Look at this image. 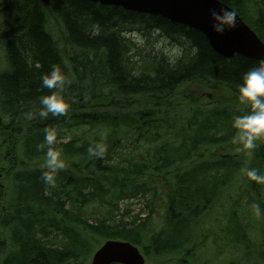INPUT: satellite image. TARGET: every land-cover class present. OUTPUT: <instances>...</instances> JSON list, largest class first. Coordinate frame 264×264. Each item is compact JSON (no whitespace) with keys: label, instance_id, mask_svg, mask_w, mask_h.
<instances>
[{"label":"trees","instance_id":"obj_1","mask_svg":"<svg viewBox=\"0 0 264 264\" xmlns=\"http://www.w3.org/2000/svg\"><path fill=\"white\" fill-rule=\"evenodd\" d=\"M247 1L222 3L264 42V0L254 2L255 15H250ZM51 24L57 39L50 32ZM134 31L144 37L157 34L179 45L181 56L170 61L148 41L147 48L138 47L126 37ZM258 63L240 56L223 58L201 33L163 18L84 0H51L48 5L37 0H0V139L8 138V145L2 142L6 149L0 147V157L12 165L8 175L16 183L12 212L5 210L0 219V230L10 244L4 243L0 264H85L93 243L102 239L142 247L149 259L160 260L158 264L197 263L199 247L193 237L199 234V240H205L200 231L203 215L241 168L229 155L202 161L200 149L219 146L235 129L217 137L212 120L199 118L196 110L178 138L167 109L174 107L169 105L177 91L187 93L192 86L237 96L242 76ZM52 65H59L71 81L63 91L71 107L63 116L49 114L41 119L37 115L29 120L24 113L37 112L39 97L54 91L42 88L40 80ZM220 114L224 113H215L213 120L225 125L227 116L223 120ZM46 128L55 129L56 140L69 136L51 145L61 150L66 164L56 173L55 186L44 183L46 169L40 167L48 145L37 146L44 143ZM130 134L135 136L129 142L133 146L151 147L158 138H166L167 143L151 155L147 151L146 158L129 160L119 150L125 148L122 144H127ZM95 143L104 145L102 157L89 156L87 149ZM260 150L257 162L262 164ZM155 177L168 188L164 225L145 241L142 232L154 207L147 203L145 218L137 214L124 222L128 210L116 221L117 203L154 192ZM90 219L96 224L88 223ZM213 228L212 238L222 249L242 246L240 257L227 264H241L243 258L251 262L254 246L237 219L228 220L224 230ZM257 254L250 264L263 262L264 252Z\"/></svg>","mask_w":264,"mask_h":264},{"label":"rangeland","instance_id":"obj_2","mask_svg":"<svg viewBox=\"0 0 264 264\" xmlns=\"http://www.w3.org/2000/svg\"><path fill=\"white\" fill-rule=\"evenodd\" d=\"M255 1L257 2V0H248L246 2V5L250 9V15H255V13L257 12V8L254 4ZM50 29L52 35L57 39L58 34L57 32H55L56 27L51 24ZM126 37H129L140 48H147L145 47V45H147L148 41L152 46L151 48H153L155 52L164 55L170 61H175L182 54V50L179 45L173 44L163 37H158L157 34H152L151 36L144 37L139 32L134 31L126 34ZM144 38L146 41L144 40ZM4 60V57H1V61L4 62ZM205 93L212 94L213 96L206 95ZM183 98L187 99L186 101L189 103L183 102ZM169 106L174 107L167 109V117L170 123H172V125L174 126V133H178V138H181L183 136V132H180V130H183L187 123V119L191 117L192 113H195L196 110L198 114H200L199 118H209L212 120L211 123L215 125L214 129L217 132V137H224L227 132L232 131L233 118L237 115L246 114L250 110L247 105L240 104L237 100V96H233V94L230 92L218 89L211 91L198 86L190 87L188 89V92L183 94L182 91L181 93L180 91H177L172 96L171 104ZM244 106H246V110L242 111ZM215 113L226 114H220L223 117V120L225 118L224 116H227L225 125H222L216 122V120H213ZM162 131H165L164 127ZM235 132L233 134L232 132H229L227 134V139H225V142L219 144V146H222L221 150L218 149L219 146H205L204 148L200 149V152L203 155V159H201L202 161H216L218 160L220 155H229L231 157H234L236 161L240 162L241 168L236 175L230 177V182L227 189L218 192L220 194L215 200H213L212 204L210 205L211 209H209L207 213L203 215V221L201 223L200 231L202 233L201 238L205 237V240H199V234L193 237L195 243L199 247L195 253V256H197V263L195 264H227L229 260L234 261L235 257H240V249L242 246L232 245L229 248L225 247L222 249L221 244L215 243L214 238H212V228L219 227L221 230H224V225L228 220L232 222L237 219L238 222L241 223L245 228V236L249 239L250 244L254 246L251 251L253 252L252 256L250 257L251 262L256 260L257 255H259L257 253H261V251L264 252V185L260 184L258 188H255V192L259 194L258 196H256L248 186V182L250 179L247 178L245 173V169L247 168H256L260 173L264 174V163L261 164L257 162V150L262 145L264 146V137L257 139L255 141V147L249 150L244 148L242 145L232 143V137ZM68 137L69 136H66V138L64 139H62L63 137H61L60 140L54 139V142L58 144L62 141H66ZM127 138V144H122L125 146V148H121L119 152L122 154V158L128 157L130 158L129 160H138V158L140 157L146 158L147 151H150L151 155L155 149H159L160 145L162 146L164 143H167L166 138H163L162 140L158 138L151 147H148L147 145L142 143L138 146H133L132 144H129V142L132 143L135 139V136L130 134ZM5 139L8 138L0 139V147L4 149L6 148L4 143L2 142H5ZM5 143L8 145L7 142ZM262 149L264 157V147ZM248 151L252 152L251 156L246 155ZM1 159L3 158L0 157V217L3 215V212L5 210H9L10 207L14 206L16 199V189L14 188L16 183L15 181H12L11 177L8 175L9 169L12 167V165H9L7 162ZM255 161L257 163H255ZM253 162L254 164L251 165ZM154 180L157 183L155 185L154 192L152 191V193H147L145 195L140 194L134 198H130L131 200L122 199L118 201V210L115 216L116 221H119L121 219V215L127 209L128 214L124 216L123 220L124 222H128L134 215H136L138 211L143 212L144 215H147L149 213V209L146 208V203H149L150 207H154V213L151 217V221L146 224V227L142 232L145 241L146 238H149L151 235L156 234L164 225L163 209L167 203L168 188L163 180L158 179L157 177H155ZM171 184L174 185V181H171ZM255 184L258 183L255 182ZM236 200L238 202V207L235 206ZM254 204L260 205L261 211L259 215L256 214V210L252 207ZM88 209L93 211V206L88 205ZM9 212L12 211L9 210L8 213ZM94 217L95 216H93V218ZM88 223L93 225L96 224L93 219H90ZM208 235L210 236L209 238L207 237ZM105 241H107V239H102L96 244L93 243V251H91V255ZM225 241L228 242L227 240ZM3 243H7L10 247L8 236L0 230V249ZM139 250L145 257V264H158L157 261H160L159 259H149L145 255L144 249H142V247H140ZM91 255L87 260H85V264H90ZM2 258L3 256L0 251V262ZM188 262L191 261L189 260ZM251 262H249L248 264H250ZM241 264H247V261H245V259L243 258ZM261 264H264V260Z\"/></svg>","mask_w":264,"mask_h":264},{"label":"clouds","instance_id":"obj_3","mask_svg":"<svg viewBox=\"0 0 264 264\" xmlns=\"http://www.w3.org/2000/svg\"><path fill=\"white\" fill-rule=\"evenodd\" d=\"M222 2V0H218ZM212 21V30L217 34H223L225 31L237 26V13L230 8L211 9L209 12ZM41 87L52 91L50 94L39 97L40 108L37 112L29 111L24 113L29 120L37 115L41 119H46L49 114L52 116H63L69 111L71 105L63 95L65 85L71 81L67 79L65 73L59 65H52L48 73L40 77ZM237 100L242 105H247L249 111L243 115H237L233 118L232 126L236 130L232 137V143L242 145L251 150L255 147V141L264 137V59L260 60L258 65L252 67L241 78V83L237 85ZM55 139V129L46 128L44 143L38 145V149L48 145L43 163L42 179L45 184L55 186V175L58 170L66 167L65 161L61 156L60 149L51 147ZM90 157H102L105 147L101 143L90 145L87 149ZM246 155L251 156L248 151ZM245 173L248 179L258 184L264 185V174L256 168H247ZM259 215L261 208L259 204L252 206Z\"/></svg>","mask_w":264,"mask_h":264},{"label":"water","instance_id":"obj_4","mask_svg":"<svg viewBox=\"0 0 264 264\" xmlns=\"http://www.w3.org/2000/svg\"><path fill=\"white\" fill-rule=\"evenodd\" d=\"M47 4L50 0H38ZM103 6L166 19L200 32L211 50L223 58L235 55L260 61L264 43L237 15V26L217 34L212 30L211 9L229 8L218 0H86ZM231 9V8H230ZM90 264H145L138 248L129 242L107 240L93 254Z\"/></svg>","mask_w":264,"mask_h":264},{"label":"flooded vegetation","instance_id":"obj_5","mask_svg":"<svg viewBox=\"0 0 264 264\" xmlns=\"http://www.w3.org/2000/svg\"><path fill=\"white\" fill-rule=\"evenodd\" d=\"M2 218H3V215L0 217V219H2ZM3 245H4V243H3ZM3 245H2V246H3ZM2 246H1L0 251H1L2 256H4V252H3Z\"/></svg>","mask_w":264,"mask_h":264}]
</instances>
